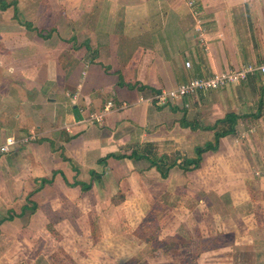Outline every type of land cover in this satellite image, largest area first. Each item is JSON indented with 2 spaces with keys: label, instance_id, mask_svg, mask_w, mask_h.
Listing matches in <instances>:
<instances>
[{
  "label": "crops",
  "instance_id": "1",
  "mask_svg": "<svg viewBox=\"0 0 264 264\" xmlns=\"http://www.w3.org/2000/svg\"><path fill=\"white\" fill-rule=\"evenodd\" d=\"M187 1L0 0V146L9 136L21 140L36 135L0 154V244L10 239L29 244V229L33 233L42 228L50 236L58 233L50 222L43 227L35 220L58 206V197L72 192L82 198L105 197L109 190L112 196L121 191L109 184L105 189L104 181L112 179L106 173L116 178L113 166L133 163L107 156L129 155L143 146L158 148L161 135L175 129L168 123L179 112L177 105H157L152 100L156 92L264 62V0H193L205 30L203 43ZM220 95V102L207 106L210 113L237 106L229 92ZM108 101L112 107L106 111ZM229 113L256 121L250 133L264 128V104L245 116L233 109ZM239 126L244 123L238 121L235 134L219 140L216 152L203 154L199 169L185 172L176 166L166 179L158 175L155 181L165 184L180 170L188 180L183 185L209 193L216 190L211 187V166L222 162L227 170L222 179L225 195L245 202L253 198L248 215L255 214L257 209L250 208L257 197H264V142H252V155L250 144L242 141L248 129ZM177 127L181 136L174 148L181 156L193 157L195 147L213 140V131L187 130L179 122ZM152 172L157 173L149 164L137 172L132 169V180H147ZM42 179L51 183L37 189ZM125 181L129 185V175L116 178L121 186ZM75 182L92 185L83 192L79 185L70 186ZM67 221L70 228L77 227L71 216ZM17 226L20 232L12 233ZM263 228L258 225L257 230L261 233Z\"/></svg>",
  "mask_w": 264,
  "mask_h": 264
},
{
  "label": "rangeland",
  "instance_id": "2",
  "mask_svg": "<svg viewBox=\"0 0 264 264\" xmlns=\"http://www.w3.org/2000/svg\"><path fill=\"white\" fill-rule=\"evenodd\" d=\"M223 91L232 94L234 100L237 99L235 101L237 108L234 107L235 105L230 108L223 106L220 109H212L210 113L207 106L210 103L220 102L219 97ZM185 101L183 104H175L179 112L173 115L168 123L169 126H175L173 132L161 135L163 138L156 141H162L158 148L146 147L152 157L162 156L167 159L168 164L176 161L178 155L181 156L179 151L175 150L174 144L176 137L181 136V131L177 135L179 130L177 126L183 117L189 122L207 126L214 124L218 120L216 118H222L232 109L245 116L248 111L257 109L258 104H264V75H254L241 83L200 93ZM238 121L243 122L244 127L248 129L239 126V129L246 130L247 134L242 141L250 144L249 151L255 155L252 149H255V146L252 142L256 140L262 146L264 128L261 129L259 126L256 132L250 133L249 126L255 127L257 122L245 117H239ZM233 143L235 144L234 140ZM225 154L226 152L223 151L220 157H225ZM185 157L186 154L180 158ZM131 161L132 167L122 161L111 170L114 171L116 178L129 175L132 183L128 185L125 181L121 186L120 182H116L113 174L107 171L106 174L112 179L104 181V187L109 189L110 186L115 190L121 188V191L115 193L116 195L112 196L113 192L109 190L110 196L105 197L95 195V197L82 198L74 192L69 193L67 197H58L59 202L56 203L58 206L47 211L46 214L40 213L35 220L43 227L50 222L59 234L52 231L53 234L50 233V236L44 234L42 228L38 231L34 230L33 233L29 229L27 233L29 244L23 245L11 239L5 240L0 244V262L3 264L12 262V264H32L34 261L36 264H264V228L260 230L261 233L257 230L258 225L264 227V197L256 198L255 207H251L250 210L257 209V212L255 214L250 212L248 215L250 201L254 199L249 198L250 201L245 202L238 197L233 199L225 195L227 191L223 187L222 179L227 170L222 162L211 166L214 170L211 187L214 186L216 190L208 193L203 189L202 193H198L191 186L183 185L188 180L182 178L180 170H176L171 180L165 184L155 181L158 172L148 173L147 180L138 177L133 181L131 170L135 169L137 172L138 168H146L148 163ZM201 184L203 183L199 185ZM202 186L204 188L206 185ZM95 200L98 202L103 200V202L96 205ZM235 200H239L240 203H235ZM80 202L82 209H79ZM61 208H66V211L71 209L72 213L63 214ZM58 209L61 210L58 212ZM254 215L255 220H253ZM68 216L77 223V227L73 225L70 228ZM20 230V226H17V229L13 227L11 231L15 234ZM35 237L37 239L32 242L31 239ZM258 240H263L262 244H258Z\"/></svg>",
  "mask_w": 264,
  "mask_h": 264
},
{
  "label": "built area",
  "instance_id": "3",
  "mask_svg": "<svg viewBox=\"0 0 264 264\" xmlns=\"http://www.w3.org/2000/svg\"><path fill=\"white\" fill-rule=\"evenodd\" d=\"M187 5L196 20L195 32L197 34V38L199 42L203 43L205 40V30L202 27L201 21L198 19L199 12L197 5L193 0H188ZM185 66L188 68L190 63L185 62ZM254 75H264V62L261 64H246L240 68L214 73L207 77L192 78L174 89L156 92L153 95L152 100L159 106L175 105L182 99H190L200 93H206L232 86L246 81L249 77ZM111 107L112 102L108 101L105 110L107 111ZM92 118L99 120L101 117L93 116ZM35 136L36 135H32L21 140H16L11 136L5 138L4 143L0 146V154H7L17 147L27 144L29 141L34 140L36 138Z\"/></svg>",
  "mask_w": 264,
  "mask_h": 264
},
{
  "label": "trees",
  "instance_id": "4",
  "mask_svg": "<svg viewBox=\"0 0 264 264\" xmlns=\"http://www.w3.org/2000/svg\"><path fill=\"white\" fill-rule=\"evenodd\" d=\"M174 108L176 109V107H173V109ZM238 119L239 117L236 114L228 113L222 119L217 120L213 126H201L197 122H189L183 117L179 121V125L181 126V128H188L191 131H197V130L213 131L214 136L212 141H208L201 146L195 147L193 157L182 158L178 164L176 161H173L172 163L168 164L167 159L164 157L162 158L157 157L156 159H153L154 157L150 155V152L146 147L144 148L142 147L143 149L137 148L136 150H132L129 155L115 156L111 154L107 157H111L117 160L120 159L134 160L135 162L146 161L150 165V167L155 168V170L159 173L162 179H166L169 170L174 166H178L181 170L185 172L199 169L202 163L203 154H205L206 152H216L218 149L219 140L221 138L235 134V126L237 124ZM49 183H51V180L42 179L37 189H41L44 185ZM76 185H79L81 190L83 192H86L91 188L92 184L91 182L89 184L75 182L70 186H76Z\"/></svg>",
  "mask_w": 264,
  "mask_h": 264
}]
</instances>
